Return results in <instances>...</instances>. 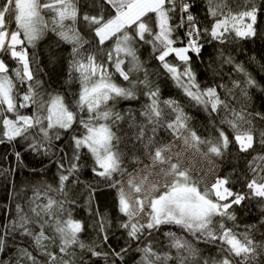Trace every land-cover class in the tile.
Masks as SVG:
<instances>
[{
    "label": "snow or ice",
    "instance_id": "6c2138e0",
    "mask_svg": "<svg viewBox=\"0 0 264 264\" xmlns=\"http://www.w3.org/2000/svg\"><path fill=\"white\" fill-rule=\"evenodd\" d=\"M104 2L111 6L114 15L106 18L104 15L85 14L82 20L94 32L98 45L113 41L112 51L116 53L114 67L127 86L113 82L105 65L97 63L95 54L82 51L91 42L77 29L76 0H0V52L10 55L21 65L10 70L0 59V144L26 142L24 150L41 158H49V163L56 165L58 174L55 189L47 185L43 195L39 189L34 190L29 199V211L26 212L20 204L16 205V218L0 228V251L5 249L7 239H19L23 244L18 243V250L31 264H76L72 257L77 248L97 257L93 264H98L99 258L105 264H125V257L133 245L140 254L137 264H254L258 254L264 255V241L257 242L252 234L255 226L238 234L226 227L223 219L216 221L215 218L219 216L235 221L234 213L229 211L233 205H241L249 198L264 201V156L254 157L249 165L253 176L245 185L247 192H234L226 187L230 183L227 177L217 178L210 187L201 189L189 169L181 167L180 153L172 152L173 145L156 140L158 130L165 127L174 140L180 139L185 146L197 151H200L201 144L207 145V152L202 153L205 156H222L230 138L222 128H217L215 142L201 139L188 128V117L177 102L170 99L162 103L176 115L173 120L166 121L159 89L152 87L147 69L137 56L134 45L138 42L151 44L155 58L177 87L182 88L191 100L203 105L210 115L223 111L225 116L221 123L233 130L239 150L248 152L254 144V121H264V113L250 112L247 105L237 109L233 101L237 99L236 89L247 100L248 90L259 86L243 65L221 51V62L232 65L233 71L242 74L245 79L243 82L233 80L231 87L221 84L201 89L192 70L189 53L200 56L204 47L201 41L206 37L210 38L207 42L216 41L219 44L226 43L229 36L233 39L255 37L258 15L264 13V0L261 3L246 0L243 9L237 12L224 10L222 0H206V12L212 18V23L204 28H201L200 21L191 10L192 0ZM45 9L53 14L50 21L42 14ZM150 20H154V27L149 24ZM173 20L178 22L174 24ZM178 29H183V38L175 35ZM48 31L72 46L68 61L69 78L71 80L72 74L76 73L75 78L80 83L75 111L65 103L62 95L39 91L43 84L35 80L31 70L27 49L35 47ZM112 51L108 53L109 63H113ZM169 56L181 62L182 70L167 59ZM126 58H130L127 69L122 67ZM141 71L142 79L138 76L132 78L134 73ZM11 72H14V77ZM15 80L28 85L19 98L15 94ZM141 87L146 89L143 95L148 102L138 113L130 111L125 116L114 111L115 103L119 100H138ZM217 88L225 90L224 98ZM21 108H34L35 111L32 115H25L20 113ZM7 113L12 114L11 118ZM85 113L86 118L82 115ZM126 117L129 128L134 130L129 139L138 141L144 155L151 161L135 173L124 167V152L119 148L121 137L112 130V124ZM141 117L143 119L139 120ZM74 125L82 127L83 134H73L77 131ZM65 134L69 137L71 155L58 144ZM259 143L264 145V129L259 131ZM85 149L92 157L93 175L100 178L95 183L103 181L107 186L116 188L118 211L125 218L119 228L126 236L125 244L119 250L108 243L110 221L103 214L97 211L101 237V244L97 247L102 248L97 251L80 239L79 234L84 226L72 218L69 210L68 205L74 201L65 198L66 188L70 182H79L81 152ZM15 159L22 163L19 151L15 153ZM256 160L261 163L256 164ZM133 162L140 163V158L133 157ZM157 167L159 172H154ZM40 171L44 172L45 169ZM153 175H162L164 183L150 180L149 177ZM86 187L87 199L91 204L96 189L91 184ZM52 191L61 198L48 195ZM45 198L46 201L42 203L41 200ZM261 223L264 224V221ZM162 225H176L186 236L172 231L164 232L163 235L168 238L164 245L167 250L157 251L153 244L155 234L160 232ZM216 241L226 245L221 248L224 255L219 260L202 258L197 244ZM105 245L106 248L103 247ZM50 246L58 248V253L49 250ZM29 247L37 255L30 252ZM38 256L42 259H38ZM64 256L69 259H64ZM80 264H84L82 259Z\"/></svg>",
    "mask_w": 264,
    "mask_h": 264
},
{
    "label": "trees",
    "instance_id": "16d2710c",
    "mask_svg": "<svg viewBox=\"0 0 264 264\" xmlns=\"http://www.w3.org/2000/svg\"><path fill=\"white\" fill-rule=\"evenodd\" d=\"M41 2H46V0H41ZM192 2L193 8L191 10L200 21L201 28L209 27L212 23V18L207 15L206 0H192ZM245 3L246 0H222L221 7L224 10L231 9L233 12H237L243 9ZM257 3H261V0H257ZM76 6L78 9L77 29L84 38L91 42L86 44L82 51H84L85 54H95L97 63H103L105 65L113 82L121 86H127V82L123 81L114 67L116 55L115 52L112 51L114 48L113 41H106L103 46L98 45V39L95 38L94 32H92L82 20L85 14L104 15L107 18L114 15V10H112L111 6L106 4L104 0H76ZM42 14L45 19L49 21L53 15L46 9L42 10ZM148 22L154 27V20ZM177 22V20H173L174 24ZM66 23H70V21H66ZM256 30L257 35L255 37L249 39H233L232 36H229L227 42L224 44H219L216 41L209 43L207 41L210 38L206 37L201 41L204 47L200 56L191 52L189 55L192 57L191 67L196 74V81L201 89H205L209 86L217 87V85L221 84L231 87L233 80H240L243 82L245 77L233 71L232 65L223 64L219 53L222 51L225 56L230 55L233 57L236 63L244 66L259 86L248 90L249 98L247 100L241 97L239 95V89H236L237 99L233 101L234 106L240 109L242 106L247 105L248 111L250 112L264 113V13L258 15ZM183 34V29H178L175 33V35L180 38H183ZM146 38L151 39V37ZM134 46L137 49V56L143 67L147 69L152 87L159 89V99L164 109L165 120H173L176 115L175 112H172L162 103L164 100L170 99L177 102L184 114L188 117V128L195 131L201 139L213 140L215 142L218 137L217 128H222L230 138L228 148L223 151L222 156L218 157L213 154L204 156L219 167L220 178L227 177L229 179L230 183L226 185V187L234 192H247L248 189L245 185L253 176L249 165L253 162L254 157L264 156V145L259 143V131L264 129V121H254L256 131L254 133L253 148L249 149L248 152H241L239 146L235 143L233 130L227 124L221 123V119L225 116L223 111L211 113L210 115L209 111H206L203 105L197 104L187 97L183 89L177 87L170 75L155 58L151 44L138 42ZM71 47L70 44L60 40L55 33L48 31L42 39L36 42L35 47H28L27 50L30 67L34 73L35 80L41 81L43 84V87L40 88L39 91L62 95L65 103L75 111L77 110L75 105L79 97L80 83L78 79L75 78L77 76L76 73L72 74L73 78L71 80L69 78L68 61L70 59ZM110 51H112L113 63H109L108 61V53ZM0 59L6 63L10 70L21 67L10 55L3 52H0ZM167 59L172 64L181 67L182 70L181 62L174 56H169ZM129 60L130 58H126L125 64L122 65V67L127 69L129 67ZM11 75L14 77V72H11ZM137 76L142 79L143 71L134 73L132 78L136 79ZM15 84L16 96L18 98L22 97L27 90V83L22 84L19 80H15ZM144 91H146V89L141 87L140 98L138 100L117 101L114 106V111L125 116L130 111L138 113L148 102L147 97L143 95ZM217 91L222 98L225 97V90L223 88H217ZM19 111L21 114L32 115L35 109L21 108ZM7 115L10 118L12 116L10 113H7ZM82 115L86 118V113ZM138 119L142 120L143 118L141 117ZM109 123H111V121H109ZM73 127L77 130L73 134H83L84 129L82 127L79 125H74ZM112 130L117 136L121 137L119 148L124 152V167H126L129 172H134L149 160L148 157L144 155V151L139 142L134 139H129L134 130L129 128L127 117L123 121H117L112 124ZM68 140L69 137L65 134L64 138H62L58 144L60 147H64L65 151L71 155ZM156 140L167 144L177 139L174 140L170 131L165 127H161L158 130ZM25 143L26 142L20 141L11 144L8 142L0 144V228L16 218L15 209L17 204H20L26 212L29 211V199L33 196L34 190L39 189L43 195L47 185H51L52 188L55 189L58 184L56 165L54 163H49V158L47 157L41 158L31 152L25 151ZM17 151L21 153L22 163L15 159V153ZM199 152L201 154L207 152V145L201 144ZM133 157H139L140 163H134ZM260 163V160H256V164ZM92 167V157L85 149L81 152L79 182H70L67 185L65 198L68 201H74V203L68 205V207L72 218L82 222L84 226L83 232L79 235L85 245H90L96 248L97 251L102 250L101 247H97L101 244V237L97 225L98 211L110 221L108 243L113 248L119 250V248L125 244L126 236L124 231L119 228V224L125 218L118 211L117 191L116 188L107 186L103 181L98 184L95 183V181L100 178L93 175L91 171ZM40 169H45V171L41 172ZM89 184L96 189L91 204H89L87 199L88 188L86 186ZM199 186L203 189L200 183ZM48 195L57 199L61 198L55 191L49 192ZM45 201L46 198L41 200L42 203ZM229 211L234 213L236 217L235 221L227 220L219 216L216 217L215 220L220 221L223 219L225 226L232 228L238 234L244 233L250 226H255L252 233L255 240L257 242L264 241V224L261 223V221H264V201H261L259 198H249L243 201L241 205H233ZM29 215H31L30 212ZM167 231L175 232L180 236H186L182 229L176 225H162L160 232L155 234L153 244V247L157 251L167 250L164 245H166L168 238L163 235V233ZM46 232L51 234L48 229H46ZM187 238L191 239V237ZM18 243L23 244V241L19 239L18 241L7 239L5 249L0 251V264H18V262L19 264H31L30 260L22 257L18 250ZM103 247L106 248L107 246L105 245ZM197 247L200 249L202 258L219 260L224 255L221 248L226 247V245H221L219 241H216L212 244L198 243ZM49 250L58 253V248L50 246ZM29 251L37 255L33 248L29 247ZM139 258L140 254L135 251V245H133L132 250H130L125 257V264H137ZM38 259H42V257L38 256ZM64 259H69V257L64 256ZM72 259L76 261V264H80L81 259L84 261V264H93V262L98 260L97 257H93L90 253L79 248L76 249L75 256L72 257ZM98 264H105V262L102 258H99ZM254 264H264V255L258 254Z\"/></svg>",
    "mask_w": 264,
    "mask_h": 264
},
{
    "label": "rangeland",
    "instance_id": "374dc122",
    "mask_svg": "<svg viewBox=\"0 0 264 264\" xmlns=\"http://www.w3.org/2000/svg\"><path fill=\"white\" fill-rule=\"evenodd\" d=\"M121 55L123 54L121 53ZM171 144L173 145L172 152L180 153L179 159L182 161L181 167L189 169L190 175L196 181H198L203 188L210 187L213 183H215L217 178H220L219 167L210 159L202 155L195 148H188L180 139L173 141ZM150 163L151 161L148 160L146 163L137 168L133 173L137 172L139 169H143L145 165H148ZM153 171L159 172V167H157ZM125 179H127V177ZM149 179L152 181L158 180L160 181V183H164V178L162 175H153L149 177Z\"/></svg>",
    "mask_w": 264,
    "mask_h": 264
},
{
    "label": "built area",
    "instance_id": "2783aa9c",
    "mask_svg": "<svg viewBox=\"0 0 264 264\" xmlns=\"http://www.w3.org/2000/svg\"><path fill=\"white\" fill-rule=\"evenodd\" d=\"M16 61V60H15ZM16 63H18L17 61H16ZM19 64V63H18Z\"/></svg>",
    "mask_w": 264,
    "mask_h": 264
}]
</instances>
